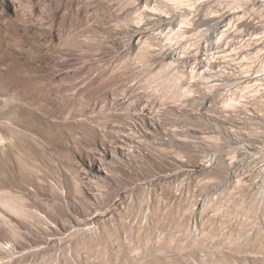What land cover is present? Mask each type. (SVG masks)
Returning a JSON list of instances; mask_svg holds the SVG:
<instances>
[{
  "label": "rangeland",
  "instance_id": "374dc122",
  "mask_svg": "<svg viewBox=\"0 0 264 264\" xmlns=\"http://www.w3.org/2000/svg\"><path fill=\"white\" fill-rule=\"evenodd\" d=\"M241 10L0 0V264H264Z\"/></svg>",
  "mask_w": 264,
  "mask_h": 264
},
{
  "label": "bare ground",
  "instance_id": "6f19581e",
  "mask_svg": "<svg viewBox=\"0 0 264 264\" xmlns=\"http://www.w3.org/2000/svg\"><path fill=\"white\" fill-rule=\"evenodd\" d=\"M240 3L241 9L246 11L242 12L241 10L239 13L245 15L248 13L249 16L243 17L242 15L238 26L241 29H249L252 33L248 36L245 45L240 46L237 53L240 60V75L237 79L242 84L254 85L264 78V0H240ZM227 11L229 12V9ZM242 108H245L244 104H242ZM252 123L264 124V117L253 119ZM3 142L4 140L0 137V144ZM245 155L252 157L255 155V150L248 147L245 150Z\"/></svg>",
  "mask_w": 264,
  "mask_h": 264
}]
</instances>
